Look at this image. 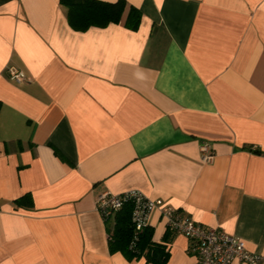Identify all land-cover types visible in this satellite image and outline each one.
Wrapping results in <instances>:
<instances>
[{
    "label": "crops",
    "instance_id": "obj_1",
    "mask_svg": "<svg viewBox=\"0 0 264 264\" xmlns=\"http://www.w3.org/2000/svg\"><path fill=\"white\" fill-rule=\"evenodd\" d=\"M126 2L119 22L78 31L61 0H0V264H152L111 253L97 209L131 190L264 264V0ZM149 225L165 264H196L159 210Z\"/></svg>",
    "mask_w": 264,
    "mask_h": 264
},
{
    "label": "built area",
    "instance_id": "obj_2",
    "mask_svg": "<svg viewBox=\"0 0 264 264\" xmlns=\"http://www.w3.org/2000/svg\"><path fill=\"white\" fill-rule=\"evenodd\" d=\"M6 72L14 82L21 83L27 79L26 73L14 64L9 65ZM201 153L205 163L211 162L215 156L207 142L201 145ZM130 199L134 202L132 218L137 233L149 226L152 212L159 210L166 220L168 231L183 234L191 241L190 248L197 256L196 264H231L234 259L247 264H259L261 261L259 254L250 251L243 239L219 228H206L191 217L183 215L172 205L161 199H150L138 190L122 194L104 192L98 197L97 209L106 221L112 222L115 212ZM135 237H138V234Z\"/></svg>",
    "mask_w": 264,
    "mask_h": 264
},
{
    "label": "trees",
    "instance_id": "obj_3",
    "mask_svg": "<svg viewBox=\"0 0 264 264\" xmlns=\"http://www.w3.org/2000/svg\"><path fill=\"white\" fill-rule=\"evenodd\" d=\"M68 9V21L71 27L84 31L90 27H106L119 22L127 8L126 0H61ZM141 20L140 10L131 5L129 7L126 25L136 29ZM134 202L132 199L114 214L110 231L109 248L111 253L122 252L129 260L145 257L148 263L165 264L169 258V251L162 243L153 241V229L149 225L140 233L136 232L133 222ZM138 234V237H135ZM136 238V239H135Z\"/></svg>",
    "mask_w": 264,
    "mask_h": 264
}]
</instances>
